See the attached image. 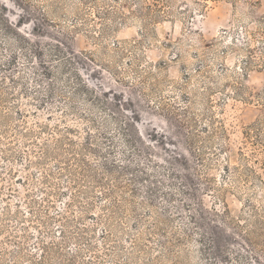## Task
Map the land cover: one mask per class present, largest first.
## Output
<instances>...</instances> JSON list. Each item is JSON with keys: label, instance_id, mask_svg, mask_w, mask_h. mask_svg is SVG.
<instances>
[{"label": "rangeland", "instance_id": "rangeland-1", "mask_svg": "<svg viewBox=\"0 0 264 264\" xmlns=\"http://www.w3.org/2000/svg\"><path fill=\"white\" fill-rule=\"evenodd\" d=\"M0 264H264V0H0Z\"/></svg>", "mask_w": 264, "mask_h": 264}]
</instances>
